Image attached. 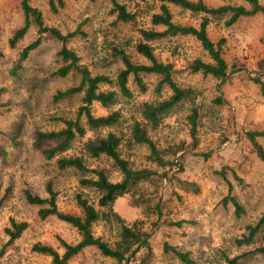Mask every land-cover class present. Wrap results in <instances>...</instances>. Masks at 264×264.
<instances>
[{
	"label": "rangeland",
	"instance_id": "1",
	"mask_svg": "<svg viewBox=\"0 0 264 264\" xmlns=\"http://www.w3.org/2000/svg\"><path fill=\"white\" fill-rule=\"evenodd\" d=\"M20 1L0 0V264H49L50 257L32 251V245L48 244L62 253L58 238L74 244L79 240L78 233L54 215L40 219L39 206L27 203L23 190L27 188L45 197L46 185L51 183L56 192L57 208L74 214L80 212L74 200L75 194L81 191L77 175L72 170H59L54 160L44 158L43 148L54 141L36 140L37 131L62 127L57 117L75 116L79 96L53 100L57 90H64L77 81L74 76L53 75L60 65L56 53L61 43L48 35L42 36L41 44L30 52L17 74L10 73L21 49L37 36V26L31 22L26 34L13 48L8 44L13 32L24 21ZM119 1L125 3L128 10L140 11L135 23L114 24L108 0H65L64 7L55 13L50 10L48 0H30V4L41 11L45 24L62 33L79 27L83 35L71 39L67 48L74 50L92 73L113 77L122 65L110 56L109 43L123 47L133 61L146 62L136 53L134 44L138 39L137 28L147 27V8L153 5L152 0ZM204 1L209 6L247 5L243 0ZM259 2L264 4V0ZM170 8L175 22L198 25L199 15L183 12L175 6ZM226 18L213 19L207 28L212 41L221 38L225 41L222 55L228 70L222 80L190 72L189 66L194 59L209 61L193 37H172L154 43L157 56L173 64L175 80L197 90L200 117L195 143L189 135L187 104L179 106L157 129L149 130L151 139L164 149L165 158L175 163L172 167L161 168L150 163L145 146L122 147L124 156L135 167H151L159 174L165 173L159 188L164 202L161 218L150 237L151 255L144 264L180 263L172 252L163 250L164 242L188 252L195 264H226L225 257L231 258L264 245V225L251 244L235 242L264 211V161L257 157L245 137L246 131L264 130V95L253 81L254 77L264 81V16L260 13L244 16L230 26L225 25ZM145 80L147 92L134 90V97L128 103L115 106L121 109L122 120L114 131L127 133L133 117L139 116L137 105L155 98L152 88L156 78L148 76ZM129 85L134 89L131 82ZM91 109L94 115L107 112L95 103ZM91 135L88 132L81 141ZM257 140L264 149V137ZM80 144L76 142L70 153H77ZM87 163L90 167L105 168L112 181L121 178L105 157L88 159ZM145 187L152 188L151 185ZM229 193L243 208L239 216L230 202L222 203ZM113 209L129 223L144 219L145 228H149L150 221L155 218L152 215L147 219L141 207L131 206L129 195L118 198ZM10 219L25 221L27 228L7 245L4 228L9 226ZM164 219L166 222H162ZM178 220L186 222L180 227L168 224ZM116 227L99 223L94 233L113 239ZM141 254L139 251L130 264H141ZM67 264H114V261L102 256L94 247H86ZM240 264H264V257L253 254Z\"/></svg>",
	"mask_w": 264,
	"mask_h": 264
},
{
	"label": "trees",
	"instance_id": "2",
	"mask_svg": "<svg viewBox=\"0 0 264 264\" xmlns=\"http://www.w3.org/2000/svg\"><path fill=\"white\" fill-rule=\"evenodd\" d=\"M111 4L110 14H113L114 24H133L140 11L128 10L125 3L119 0H108ZM153 5L147 8V27L137 28L138 39L134 44L137 54L145 59V63L132 60L123 47L109 43L110 56L120 61L122 67L110 77L103 73H92L91 70L80 62L77 53L67 48L66 44L76 35H83L79 27L76 30L62 33L58 28L44 23L41 11L31 6L30 0H21L20 7L24 21L8 40L13 48L26 34L31 22L37 26V36L27 43L19 52L15 63L10 68L14 76L22 68L31 51L38 48L42 42V36L48 35L61 43V48L56 55L60 61L59 67L53 72L58 77L74 76L76 83L64 90H57L53 96L54 101H61L70 96H79L75 116L72 118L57 117L62 127L58 129L37 131L36 140L54 141L51 146L42 150L47 160H54L59 170H72L78 177V185L81 191L76 193L74 200L80 210L78 214L63 212L57 208L56 192L51 183H47V196L41 197L33 194L29 189L23 190V196L27 203L39 206L37 214L40 219L54 215L74 227L79 240L72 244L62 238H58L62 253L48 244L34 243L32 251L50 257L49 264H67L69 259L79 254L86 247H94L102 256L114 261V264H130L139 251L140 263L144 264L151 255L150 237L154 229L159 226L163 198L159 195L160 181L165 173L159 174L151 167H135L130 159L122 152V147L131 149L134 146H145L148 149L147 160L157 167H172L175 165L172 159L165 158L164 149L159 148L149 135V130L157 129L163 120L173 113L182 104H187L189 113L186 116L189 126V135L192 142H196V127L200 117L199 106L196 103L197 90L192 86L181 85L174 78L175 69L171 62L161 60L154 51V43L172 37H193L209 57V61L200 58L194 59L190 64L191 73L210 75L218 80L227 76L228 64L222 55L224 39L217 42L210 39L207 28L210 22L216 18L226 16L225 25L234 24L239 18L260 13L264 16V4L259 0H243L245 4L209 6L204 0H152ZM148 4V3H147ZM52 12H57L64 7L65 0H48ZM170 6H175L183 12L199 15L197 26L177 23L173 19ZM151 11V12H150ZM1 54V53H0ZM153 76L156 83L152 88L154 99L141 101L136 111L138 117L131 120L127 133L116 132L113 129L120 124L122 112L116 105L128 103L134 97V90L138 93L148 91V83L145 78ZM253 81L259 85L260 92L264 95V81L254 77ZM132 83V89L129 83ZM165 92V94H164ZM98 104L107 110L101 115H94L92 104ZM107 130L105 133H102ZM90 132L91 136L82 138ZM127 135V136H126ZM245 137L251 144L257 157L264 161V149L258 142L259 137H264V130H249ZM76 142H81L77 153H70ZM177 149V148H176ZM178 150V149H177ZM175 152V151H173ZM105 157L110 160L112 167L121 174V178L112 181L108 171L103 167H90L88 159ZM236 179L238 177L234 175ZM159 182V183H158ZM145 185H151L148 189ZM91 193V195H89ZM130 196V205L141 207L143 216L149 219L150 227L145 228V220L135 219L126 222L114 209L115 201L124 196ZM230 202L234 207L236 216L243 213V208L237 199L230 193L222 199L223 204ZM162 222H166L165 219ZM168 222V221H167ZM186 220L170 221L168 224L180 227ZM115 224L117 230L113 239L104 238L94 233L95 225ZM264 225V211L254 225L246 227L247 233L236 239L238 245H249L255 235ZM27 228L25 221L10 219L9 226L4 228L8 237L7 245L19 238ZM164 251L172 252L180 261L178 264H195L188 252L178 250L176 247L164 242ZM253 254L264 257V245H258L252 250L243 252L234 257H225L226 264H240L244 258Z\"/></svg>",
	"mask_w": 264,
	"mask_h": 264
}]
</instances>
